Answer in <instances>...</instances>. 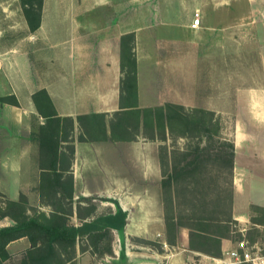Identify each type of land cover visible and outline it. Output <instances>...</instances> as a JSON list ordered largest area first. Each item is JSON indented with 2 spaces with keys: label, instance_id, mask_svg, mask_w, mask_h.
Returning a JSON list of instances; mask_svg holds the SVG:
<instances>
[{
  "label": "crops",
  "instance_id": "0c3cea01",
  "mask_svg": "<svg viewBox=\"0 0 264 264\" xmlns=\"http://www.w3.org/2000/svg\"><path fill=\"white\" fill-rule=\"evenodd\" d=\"M194 12L199 21L192 27ZM126 36H131L134 62L130 104L184 105L189 99L196 109L230 116L225 133L232 146L229 217L247 238L251 227L263 230L264 0H41L34 29L18 0H0V193L15 201L29 182L39 185L33 155L37 147L26 138L28 118L41 116L35 95L44 91L54 116L74 122L70 165L64 171L70 180L67 193L123 196L124 234L146 237L147 227L155 226L161 235L162 218L148 207L158 201L162 178L155 142L111 139L110 130L102 140H84L76 122L77 116L108 117L124 110L120 48ZM231 50H253L257 57L215 58L216 51ZM140 196L151 198L148 202ZM10 220L0 228L12 226ZM188 232L180 239L191 263L213 264L217 257L187 246ZM218 239L222 255L234 240L225 235ZM30 247L22 236L8 241L4 251L13 256ZM139 249L126 244L121 264H164L177 255ZM120 250L111 246L110 256L101 259L116 264ZM78 258V264H88L86 254Z\"/></svg>",
  "mask_w": 264,
  "mask_h": 264
},
{
  "label": "rangeland",
  "instance_id": "374dc122",
  "mask_svg": "<svg viewBox=\"0 0 264 264\" xmlns=\"http://www.w3.org/2000/svg\"><path fill=\"white\" fill-rule=\"evenodd\" d=\"M18 1L21 10L22 2H26L27 5L23 8L29 17H34L38 8V0ZM9 5L13 8L11 4ZM130 41L129 36L122 39L121 86L125 85V90L121 87L123 88L120 95L121 105H128L133 100ZM230 53L222 54L216 51L215 58L240 57L251 60L257 57L253 50H247L244 54L231 50ZM7 99L10 100V98ZM35 99L41 115L50 112L42 95L37 93ZM191 105L189 99L184 100V105L182 104L185 111L196 108ZM172 111L177 112L176 109ZM116 113L118 112H112L108 117L103 116L102 118L89 114L81 118L79 122L76 120L81 132L79 137L84 140H102L107 137L104 132L109 130L110 124L113 127V132L109 131L111 139L124 138L122 140H125L130 137L131 139L143 137L151 140L147 136L157 137L153 141L156 144L155 154L160 163L162 178L159 181L158 201L157 203L153 201V205L150 204L148 207L151 211L157 209L159 217L162 218L161 235L157 233L155 226L147 227L146 237L143 235L126 236L123 227L118 230L110 228L105 236L100 238L97 253L93 252L92 242L95 241L97 234L114 222V220L109 221L107 217L115 213L117 207L122 210L119 197L123 196L68 194L70 180L69 175L64 171L70 165V155H72L70 139L74 122L72 119L71 121L61 119L58 123H50L46 122L43 116L28 118L31 132L26 138L27 142L30 140L37 147L33 155L36 160L34 165L40 169L39 185L36 188L28 181L25 192L17 195L15 201L9 200L7 196L0 193V225L11 222V218L14 223L26 220H34L41 224L59 221L66 228L73 227L74 253L72 255L74 258L64 264H78V256L82 254H86L85 262L88 264H100V262L108 264L107 259L101 258L105 256L108 258L110 254L103 253L102 250L107 247L111 249V246L116 249L120 246L123 250L126 244L131 245V248L140 247L139 251L145 253L148 251L158 254L165 251H171L172 254L177 253V255L170 256L169 262L164 264H176L177 262L192 264V258L185 255L187 254L186 243L182 238L180 239V236L184 237L186 229H189L187 244L189 248L198 249L213 257H220L218 236L225 235L232 240L240 236V233L236 231L237 227L233 225L229 217L231 180L227 154L230 148L225 133L231 122L230 116H219L199 110L191 114L187 112L189 117L186 120L177 119L173 127L174 131L170 133L167 130L164 131L163 127L162 129L154 127L151 131L143 128L140 117L135 114L117 115ZM178 129L181 130L178 131ZM60 141L65 143H59ZM53 147H56L55 156L52 153ZM53 161H55L54 169L51 166ZM148 197L151 198V196H140L139 199L146 198L149 202ZM253 209L257 216L263 215L261 210ZM122 211L126 214V211ZM248 235L252 241L257 238L261 240L264 238V229L251 227ZM70 250L62 253L55 247V253L60 259L68 255ZM24 253L8 256L3 262L0 260V264H19L23 258L24 262L30 264L27 261L30 254ZM122 262L121 257L116 264Z\"/></svg>",
  "mask_w": 264,
  "mask_h": 264
},
{
  "label": "trees",
  "instance_id": "16d2710c",
  "mask_svg": "<svg viewBox=\"0 0 264 264\" xmlns=\"http://www.w3.org/2000/svg\"><path fill=\"white\" fill-rule=\"evenodd\" d=\"M40 3H41V0H38L37 2L38 8L35 12L34 17H29L25 8H23L25 5H27V3L22 2V12L28 24V27L30 29H34L38 25L39 13H40ZM129 37L131 39V36ZM131 56H132V52H131ZM122 59H123V54H122V49L120 48V68L121 69L123 67ZM131 73H132V84L131 85H132V91H133L134 90L133 89V86H134L133 85V82H134L133 57L131 61ZM121 87H123L125 90V85ZM37 93L44 97L47 105L50 107L44 91H39ZM11 103L14 104V100H11ZM122 107H124V110L118 111V113H116L117 115L121 113L135 114L137 117H140L141 119L140 123L143 128H146L151 131L154 127L158 129H162L163 127L164 131L167 130L170 133L174 131L173 127L176 124L175 121L177 119L186 120L189 117V115H187L188 113L191 114L197 110L210 113V111L196 109V108L190 109L189 111L188 110L185 111L182 105L172 104V103H166L163 106L159 105V106H153V107H147V108H141V109L136 108L133 104L124 105ZM37 109H38V106H37ZM172 109H176L177 112L175 113L174 111H172ZM92 115L100 116L101 118L103 117L102 114H99V115L92 114ZM41 116L44 117L46 122H50V123L51 122L58 123V121L61 119L62 120L68 119L69 121H71V118L69 117L59 118V117L54 116L52 111H50L47 114L41 115ZM84 117H86V115L77 116L76 119L79 122V120ZM190 123L193 124L191 121ZM112 128H113L112 124H110L109 125L110 133L113 132ZM179 130L181 129H178V131ZM147 138L151 140L157 139V137L155 138V135L147 136ZM120 139H123V138H120ZM229 148H230V151L227 154L229 157L227 164H228V168L230 171L231 158H232V146L230 143H229ZM52 153H53V156L56 155V147H53ZM54 165H55V161L51 163L52 169H54L53 168ZM125 217H126V214L119 207L116 208L115 213L110 214L107 217L109 221L114 220V222L111 223L108 227H105V229L100 234H97L95 241L92 242V244H94V250H93L94 253H97L96 249L98 247L100 238L105 236V234L109 231L110 228L116 229V230L122 228L125 223ZM22 236H25L30 242V246H31L30 249L26 250L24 253V254H30V257L27 258V261L30 262V264H64V262H69L72 260V258H74V255H72V253H74L73 227L66 228L59 221L41 224L34 220H26L20 223L15 222L12 226H4L0 228V260L3 261L5 258L8 257V255L4 251L5 244L10 240H13V239H16ZM55 247H57L60 251H62V253L63 252L65 253L67 250H70V249L72 250H70L71 252L68 255L64 256L63 259H60L55 253ZM102 252L106 254H111V249L107 247L103 249ZM119 254H120V257H122L123 251L120 250ZM19 264H27V263L24 262V258H23V260H21Z\"/></svg>",
  "mask_w": 264,
  "mask_h": 264
},
{
  "label": "built area",
  "instance_id": "2783aa9c",
  "mask_svg": "<svg viewBox=\"0 0 264 264\" xmlns=\"http://www.w3.org/2000/svg\"><path fill=\"white\" fill-rule=\"evenodd\" d=\"M197 13L190 26L198 24ZM240 236L234 240L232 246L220 257L212 258L213 264H264V238L251 240L245 236V230H239Z\"/></svg>",
  "mask_w": 264,
  "mask_h": 264
}]
</instances>
